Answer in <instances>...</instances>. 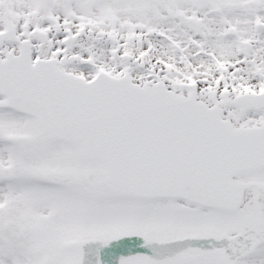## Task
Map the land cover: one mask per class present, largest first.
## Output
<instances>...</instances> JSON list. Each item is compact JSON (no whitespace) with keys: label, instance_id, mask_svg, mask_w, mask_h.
Segmentation results:
<instances>
[{"label":"snow or ice","instance_id":"6c2138e0","mask_svg":"<svg viewBox=\"0 0 264 264\" xmlns=\"http://www.w3.org/2000/svg\"><path fill=\"white\" fill-rule=\"evenodd\" d=\"M0 264H264V0H0Z\"/></svg>","mask_w":264,"mask_h":264}]
</instances>
